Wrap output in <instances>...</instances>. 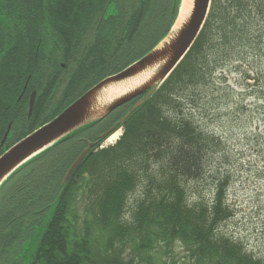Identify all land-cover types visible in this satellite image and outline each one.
<instances>
[{
    "label": "trees",
    "instance_id": "trees-1",
    "mask_svg": "<svg viewBox=\"0 0 264 264\" xmlns=\"http://www.w3.org/2000/svg\"><path fill=\"white\" fill-rule=\"evenodd\" d=\"M222 1L212 0L204 28L188 54L124 123L126 134L118 143L117 156L101 157L90 172L76 170L64 185L66 170L60 168L68 161L65 148L51 154L59 142L2 184L0 264H160L162 249L164 264H170L176 240L197 258L180 264H264V259L248 253L242 244L216 234L226 201L225 175L216 177L212 205L202 200L190 203L183 186L184 181L205 176L207 153L217 145L216 139L205 135L195 117L178 121L162 111L165 98L181 106L184 97L200 104L214 94L219 88L215 71L241 47L247 26L256 20L255 11L264 16V2ZM180 5L181 0H69V7L90 8L73 9L72 21L110 24L95 28L93 50L78 63L72 85L81 79L92 84L151 52L171 32ZM51 20L47 15L45 21ZM23 22L28 23L27 32L40 29L39 12L17 10L14 0H0V38H15ZM88 67L107 73L87 76ZM65 87L56 83L54 89ZM97 176L100 187L89 185V195L85 194L82 185L95 183ZM143 176L145 194L127 218V194ZM78 193L90 199L82 214L74 205Z\"/></svg>",
    "mask_w": 264,
    "mask_h": 264
},
{
    "label": "rangeland",
    "instance_id": "rangeland-1",
    "mask_svg": "<svg viewBox=\"0 0 264 264\" xmlns=\"http://www.w3.org/2000/svg\"><path fill=\"white\" fill-rule=\"evenodd\" d=\"M222 2L227 3L226 0ZM263 2L257 0L258 4ZM261 10L264 12V8ZM253 15L256 20L247 26V32L241 38V47L215 71L214 79L219 88L214 94L211 93L200 104L184 97L181 106L179 102L169 104V99L165 98L162 100V111L178 121L195 117L205 135L214 137L217 142L207 153L205 176L183 183L188 189L190 203L202 200L212 205L216 177L225 175L228 180L222 188L226 201L222 205L223 220L217 223L216 234L237 241L248 253L264 259V16L260 12L257 14V10ZM260 33H263L262 37ZM212 95L217 96V99L213 100ZM181 107L185 108L184 112ZM111 140L113 143L120 141ZM134 166L131 165L129 169ZM98 177L95 183L82 185V190L87 192L85 194L89 195V185L97 189L100 187ZM146 182L143 176L128 192L127 218L132 217L137 199L144 196ZM88 195L78 193L74 200L80 214L90 201L85 200ZM82 223L83 218L79 220V227H82ZM173 248L175 250L170 264L197 260L181 240H176ZM161 254L163 258L159 257V263H167L164 262L163 249Z\"/></svg>",
    "mask_w": 264,
    "mask_h": 264
},
{
    "label": "flooded vegetation",
    "instance_id": "flooded-vegetation-1",
    "mask_svg": "<svg viewBox=\"0 0 264 264\" xmlns=\"http://www.w3.org/2000/svg\"><path fill=\"white\" fill-rule=\"evenodd\" d=\"M14 2L17 10L39 12L40 29L27 32L28 23L23 22L19 23L15 38H0V156L19 140L53 120L103 79L118 73L108 74L92 84L87 85L81 79L72 85L80 68L78 63L93 50L95 28L110 25L101 21L71 20L73 9L82 12L90 8L69 7V0H45V19L50 15L54 20L42 24L40 0ZM22 26L26 29H21ZM106 73L89 67L86 70L87 76ZM56 83H65L66 87L57 92L54 89ZM146 94L135 97L103 118L79 128L72 136L63 138L62 143L51 151L52 154L65 148L64 155L68 161L60 170L67 173L86 149H89L85 156L88 160L83 167L81 164L78 166L79 172H90L91 167L101 162L103 154L117 156L119 142L113 143L111 138L117 135L121 140L125 136L124 123L129 117L122 124L118 123ZM32 97L34 103L30 112Z\"/></svg>",
    "mask_w": 264,
    "mask_h": 264
},
{
    "label": "water",
    "instance_id": "water-1",
    "mask_svg": "<svg viewBox=\"0 0 264 264\" xmlns=\"http://www.w3.org/2000/svg\"><path fill=\"white\" fill-rule=\"evenodd\" d=\"M44 1L45 0H40V21L42 24L45 21ZM182 3L183 0H181L179 15ZM191 3L192 10L189 19L185 22V25L181 27L175 38H170L167 41L173 32L172 30L176 22L169 35L151 52L121 72L109 76L99 82L53 120L21 139L4 154H2L0 156V187L18 168L30 161L32 158L38 156L44 150L51 148L53 145L60 142L66 137V135H71L79 128L103 118L109 112L131 101L135 97L147 93L145 97L138 101L118 124H122L137 108L142 106L185 58L204 28L211 9L212 0H191ZM156 63L161 64V66H159L153 77L122 96L113 97L109 101H103V104L100 105L102 106V109L97 111L93 118L90 117V111L93 103L99 104L98 100L103 94L101 93L102 89L106 86L114 85L129 79ZM33 103L34 97L31 99L30 112H32ZM88 152L89 149H86L68 170L63 180L64 185L68 182L73 172L82 163Z\"/></svg>",
    "mask_w": 264,
    "mask_h": 264
},
{
    "label": "bare ground",
    "instance_id": "bare-ground-1",
    "mask_svg": "<svg viewBox=\"0 0 264 264\" xmlns=\"http://www.w3.org/2000/svg\"><path fill=\"white\" fill-rule=\"evenodd\" d=\"M191 10H192L191 0H183L180 15H179L178 19L176 20V24L172 30L173 32L170 35V37L167 39V41L170 38L172 39V38L176 37V35L179 32V30L181 29V27H183L185 25V22L188 21ZM159 66H161V64L156 63L155 65L147 67L144 71L138 73L137 75H135L129 79H126V80L119 82L117 84H114V85L106 86L104 89L101 90L102 91L101 93H103V94H102V97H100L98 100L99 104L93 103V105L91 107V111H90V117L93 118L95 113L102 109V106H100V105L103 104V101H109L113 97L122 96L125 93H127L128 91L134 89L135 87L140 86L142 83L146 82L148 79L153 77L156 74ZM72 135L73 134L69 135V137ZM67 136L68 135H66V137ZM113 138L116 139L118 137H117V135H115V136H113Z\"/></svg>",
    "mask_w": 264,
    "mask_h": 264
}]
</instances>
